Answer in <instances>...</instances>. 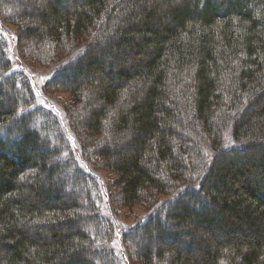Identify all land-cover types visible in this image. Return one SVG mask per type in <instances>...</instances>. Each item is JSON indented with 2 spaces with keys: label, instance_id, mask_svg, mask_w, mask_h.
Wrapping results in <instances>:
<instances>
[{
  "label": "trees",
  "instance_id": "obj_1",
  "mask_svg": "<svg viewBox=\"0 0 264 264\" xmlns=\"http://www.w3.org/2000/svg\"><path fill=\"white\" fill-rule=\"evenodd\" d=\"M34 1L0 0V264L119 259L92 248L111 227L93 156L125 205L161 206L120 235L157 239L140 263L264 264V0ZM28 42L71 129L11 58Z\"/></svg>",
  "mask_w": 264,
  "mask_h": 264
},
{
  "label": "rangeland",
  "instance_id": "obj_2",
  "mask_svg": "<svg viewBox=\"0 0 264 264\" xmlns=\"http://www.w3.org/2000/svg\"><path fill=\"white\" fill-rule=\"evenodd\" d=\"M22 3H25L22 2ZM26 4V3H25ZM35 5H38L39 2L34 1ZM30 10L31 7L29 6ZM16 26L13 25H8L7 28L10 31H14ZM26 44V45H25ZM24 48L23 50H25V52H21L20 48L16 47V49H14V52L18 53V57H19V61H17L18 59L15 57L14 55H11V58L14 62V64H17V62L19 64H25L24 67L27 68V72L29 73V77L32 80L33 83V88H34V95L37 96V103H46V105H48L49 107H51V109L57 113L58 119V125L60 124L61 127H64L62 129V131L64 132L65 130L71 129L70 127H67L68 123H69V119L68 118H72L74 116V112H76V103L73 100V96L71 93H69L68 91L62 90V89H57V88H51L48 89L46 88L45 85V80L49 79V77H51V75L54 73L52 72V69H47L48 68V64L47 62L43 63L42 60L40 59V57H36V55L34 54L33 50H31L30 47V42L28 43H24ZM19 50V51H18ZM17 55V54H16ZM70 56H65V60L62 61L63 64H65L67 61L70 60ZM69 59V60H68ZM48 72H52V73H48ZM69 74L66 73V76H68ZM65 76V75H64ZM65 76V77H66ZM59 77V76H58ZM45 87V88H44ZM68 114H71L68 116ZM75 117V116H74ZM79 132V131H78ZM84 133H86L85 131H81L79 132V136L77 137V141L78 142H82V144H85V146H87L88 149H91V147L94 145H98L100 143V138H93L90 141L87 140L86 137L84 136ZM51 149V147L49 148ZM52 161L56 160V161H60L58 160V158H54V156H52ZM89 162L94 163V164H99L98 170L97 172H99V174L101 175V179L104 182V186L106 187V192L103 191V194L101 192L100 196L102 197V201L100 203L101 206V210L100 212L102 214H106L109 219L111 220L110 223V233L109 235V240H107V242H109L108 244L106 242H102V241H95V239L91 240V242L93 243L92 248L93 250H100L101 247L109 245L111 246V244L113 242H115L117 248H118V257L119 259H115V260H111V259H106V262L108 264H124L123 260L125 258V256L127 257L128 261L131 262L132 264H142L140 263L139 259H137L136 256H141V253L144 252V249H147L148 251H150L151 253H154L156 251V246H157V239L156 238H150L149 244L145 243L146 240H143L145 238V232H142V230H139V232H137L136 237H133V233H128V235L126 236L127 239H129V242L126 241L124 238L122 237V234L125 233L126 231L129 230L130 225H132L134 222H136L137 220L142 219L143 217L147 216V214L154 210V209H158L161 206H157L154 207L150 210L145 209L144 204L139 203H135L132 206H128L125 205L121 199L119 198V195L116 193V191H118L117 189V175H115L112 171H108L105 169L104 165H103V159H99L96 157H91L90 159L88 158ZM55 161V162H56ZM80 192H82V188L79 187ZM79 190L78 189H72L70 190L69 194L72 198L75 196L79 195ZM63 193V192H62ZM81 199L82 197L79 196ZM161 198H164V196L162 195ZM148 212V213H147ZM153 212V211H152ZM150 212V213H152ZM159 215L157 214L156 218H158ZM83 231H85V233H87V235L90 233L91 230H89L87 228L84 227L82 228ZM121 235V237H120ZM90 238V236H89ZM94 238V236H93ZM97 238V237H95ZM131 238V239H130ZM143 238V239H142ZM178 242H182V239L178 238L177 239ZM176 242V241H175ZM99 243V244H98ZM179 244V243H178ZM177 244L178 247H180ZM175 245L170 244L169 246ZM120 249V251H119ZM101 251V250H100ZM125 254V255H124Z\"/></svg>",
  "mask_w": 264,
  "mask_h": 264
},
{
  "label": "snow or ice",
  "instance_id": "obj_3",
  "mask_svg": "<svg viewBox=\"0 0 264 264\" xmlns=\"http://www.w3.org/2000/svg\"><path fill=\"white\" fill-rule=\"evenodd\" d=\"M196 187H199V185H197ZM180 191L183 192V191H185V189H181Z\"/></svg>",
  "mask_w": 264,
  "mask_h": 264
}]
</instances>
